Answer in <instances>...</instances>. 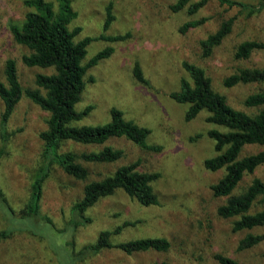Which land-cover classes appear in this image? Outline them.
Returning a JSON list of instances; mask_svg holds the SVG:
<instances>
[{
	"label": "rangeland",
	"instance_id": "1",
	"mask_svg": "<svg viewBox=\"0 0 264 264\" xmlns=\"http://www.w3.org/2000/svg\"><path fill=\"white\" fill-rule=\"evenodd\" d=\"M175 1L72 0L77 11L73 25L82 28L79 37L130 33L124 40L111 42L96 38L88 44L85 62L106 46H112L113 52L87 69L86 85L75 107L82 110L91 105L92 109L73 124L107 123L110 109L116 107L126 119L150 130L149 143L162 146L160 151H151L126 138L110 139L106 144L123 149V159L110 164H86L90 178L111 173L121 163L139 160L140 170L160 174L152 183L158 203L144 206L122 190H116L85 211L84 215L90 221L67 229L71 207L81 197L83 183L53 165L43 183L40 212L64 233L31 235L27 230L15 231L0 241V264H151L155 261L217 264L214 259L217 252L236 257L242 264H264V242L246 249L237 248L239 240L248 231L260 232L261 229L233 231L235 218H222L216 211L226 198L215 196L211 184L223 175L224 170L211 171L204 167L203 161L215 154L214 141L207 131L222 127L207 122L206 111L186 120L184 114L188 105L169 96V92L177 89L179 78L187 76L181 65L187 60L206 70L213 87L224 94L232 106L251 111L244 106L243 100L260 86L252 83L225 86L223 79L237 67L264 65V49L254 51L245 60H237L233 55L235 47L243 40L264 42V7L249 14L240 7L229 8L210 0L196 14L188 16L185 10L170 9L169 5ZM239 1L253 5L259 2ZM109 3H112L115 18L104 30L105 7ZM29 9L24 0H0V80H4L5 60L14 58L24 88H34L36 73L44 71L21 62V55L27 49L13 40L9 29L10 24H21ZM200 17L207 20L186 32L180 31L183 22ZM230 17L234 18L230 33L211 56L202 57L199 40ZM135 62L140 64L150 85L134 79L132 67ZM2 109L0 99V190L18 212L30 193V174L41 161L43 141L39 132L46 127L49 114L25 95L4 125L1 124ZM100 147L65 141L60 150L81 152ZM260 148L252 145L244 153ZM255 176L264 179V164L254 173L245 175L234 192H239ZM4 216L8 218L0 209V229L10 223ZM125 221L135 223L112 235L113 242L163 236L170 242L169 249L126 254L111 248L95 254L79 253L83 246L96 240L101 230H113ZM48 230L41 228V231Z\"/></svg>",
	"mask_w": 264,
	"mask_h": 264
},
{
	"label": "trees",
	"instance_id": "2",
	"mask_svg": "<svg viewBox=\"0 0 264 264\" xmlns=\"http://www.w3.org/2000/svg\"><path fill=\"white\" fill-rule=\"evenodd\" d=\"M210 0H176L169 5L172 11L185 10L188 16L196 14ZM220 5L240 7L249 14L259 12L264 0L257 5L239 0H216ZM30 9L21 24H10L13 40L23 45L27 51L21 55V62L28 67H38L44 71L36 73L34 88H24L21 84L16 59L7 58L4 63V80H0V99L3 103L1 124L7 123L16 104L23 95L48 112L46 127L39 132L43 141L41 161L30 174V193L23 208L16 212L0 190V209L10 223L0 229V241L9 238L13 232L27 230L30 234L62 235L64 230L56 229L51 219L40 212V200L44 180L53 165L59 166L66 174L83 183L82 194L72 207V216L67 229H74L90 218L85 211L100 198L122 190L133 200L144 206L155 205L158 197L153 189V181L158 172L142 171L139 160L118 165L114 171L102 177L90 178L88 165L110 164L123 159V149L107 145L113 138H126L140 148L160 151L162 146L147 141L150 130L124 117L123 112L112 107L110 120L99 125H74L91 109V105L82 110L76 109L86 85L87 69L99 60L107 58L113 52L112 46H106L93 55L87 62L88 44L96 38L108 41H120L130 33L100 35L99 37H79L80 26H74L77 11L72 0H24ZM112 3L105 7L104 30L114 20ZM206 17L189 19L180 26L181 32L203 24ZM233 17L223 20L219 27L199 40L202 57L212 55L230 33ZM264 49V42L257 39L241 41L234 50V58L245 60L256 51ZM187 76H181L178 87L169 92V96L188 108L184 114L186 120L195 118L199 112L206 111V121L222 127L211 128L208 137L214 141L215 154L204 159V167L211 171L224 170L223 175L213 184L212 192L217 197L226 198L216 211L222 218H235L233 231L261 229L260 232L248 231L238 242L239 250L250 248L264 242V179L253 177L239 192L238 188L245 175L252 174L264 164V65L237 67L223 79L225 86L237 84H257L260 88L249 93L243 100L249 110L232 106L226 96L217 91L212 78L200 65L183 60L181 62ZM134 79L141 84L150 85L138 62L132 67ZM2 138H5L2 136ZM65 141L84 145L101 146L99 149L61 151ZM260 149L244 153L249 146ZM3 149L1 150V152ZM135 222L125 221L113 230H101L94 242L81 248L80 254L98 253L104 249L117 248L126 254L155 250L166 251L170 242L163 236H145L119 242L112 241V235L119 233L124 226ZM48 228V232L41 231ZM66 232V231H65ZM217 264H242L236 257L217 252L214 254ZM151 264H168L167 261H155Z\"/></svg>",
	"mask_w": 264,
	"mask_h": 264
}]
</instances>
